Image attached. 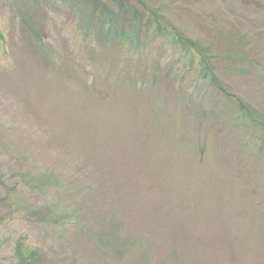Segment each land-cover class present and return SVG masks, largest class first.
Masks as SVG:
<instances>
[{
	"label": "rangeland",
	"instance_id": "374dc122",
	"mask_svg": "<svg viewBox=\"0 0 264 264\" xmlns=\"http://www.w3.org/2000/svg\"><path fill=\"white\" fill-rule=\"evenodd\" d=\"M0 264H264V0H0Z\"/></svg>",
	"mask_w": 264,
	"mask_h": 264
}]
</instances>
